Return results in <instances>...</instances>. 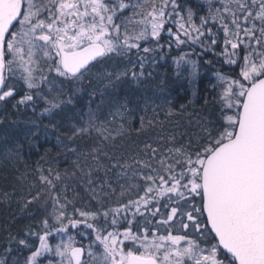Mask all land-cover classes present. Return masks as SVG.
I'll return each mask as SVG.
<instances>
[{
	"label": "snow or ice",
	"instance_id": "snow-or-ice-1",
	"mask_svg": "<svg viewBox=\"0 0 264 264\" xmlns=\"http://www.w3.org/2000/svg\"><path fill=\"white\" fill-rule=\"evenodd\" d=\"M173 43L198 46L227 66L231 75L214 73L217 116L180 133L184 139L157 136L134 152L112 153L126 132L127 104L111 101L102 116L90 101L65 124L67 141L56 137L73 154L71 175L79 174L89 200L81 207L78 192L68 196V174L55 161L38 167L42 187L24 207L44 196L50 211L27 238L10 237L0 264H264V0H207L198 22L177 0H0V107L47 116L44 128L56 129L55 117L85 82L108 88L152 77V63ZM106 61L123 68L102 78L95 69ZM173 74L196 94L197 59L174 58ZM98 99L104 103V94ZM161 110L165 118H149L148 126L173 114ZM139 119L143 130L145 117ZM30 123L25 141L37 147L40 123ZM93 136L87 152L72 143ZM23 147L5 141L0 155L10 160ZM12 243L24 251L10 255Z\"/></svg>",
	"mask_w": 264,
	"mask_h": 264
},
{
	"label": "trees",
	"instance_id": "trees-1",
	"mask_svg": "<svg viewBox=\"0 0 264 264\" xmlns=\"http://www.w3.org/2000/svg\"><path fill=\"white\" fill-rule=\"evenodd\" d=\"M177 2L184 9L191 8L196 14L197 22L198 18L206 13L207 0H177ZM163 37L166 38L165 35H162V40H164ZM164 52L167 63L160 62L157 67L158 70L155 71L152 77H148L149 80H146V82L139 81L138 87H133L131 83L123 84L117 97H115L116 99H113V101L118 100L128 103L129 111L125 126L126 132L117 139L114 148L108 149L110 152H134L138 147H142L145 141H153L152 131L159 134V130L163 127L165 130L168 125H174L175 128L178 125L181 130L187 128L191 130L192 127L197 125L195 117L201 118L200 121L202 122L205 119L217 116L218 104L215 98L217 88L212 86L216 82L214 73L221 71L231 75L227 66L222 67L218 62L221 58L210 52L201 55L202 50L198 46H196L195 51L181 48L179 50L165 49ZM184 53H188L189 56L197 59L201 64V76L195 95H193L192 85L187 80L177 78L173 74L172 59ZM208 60H211L212 63H206ZM111 64L116 63L111 62ZM111 64L105 63V68ZM105 68L100 65L96 69L104 71ZM78 96H74V104L68 105L60 115L55 117L56 121L59 122L56 129L44 128V125L48 124L50 119L47 116L38 117L37 113L30 110L14 109L11 104L0 109V117H3V123H0V144L5 141H19L24 144L19 156L9 160L0 155V255L4 254V249L7 247L10 237L27 238L25 237V231L30 227L37 229L39 222L50 211V203L44 202V196H41L40 201L29 205L27 208L24 207L25 198H30L29 193H35L42 187L38 179V167L47 168L49 163L55 161L54 166L61 173L66 172L68 174L64 178L69 186L68 196L70 198L73 196V190L78 192L80 195L76 197L75 203L81 207L89 200V193L82 186L79 174L77 173V178L71 175L75 167L73 154L57 145L56 137L60 135L61 139L67 141L68 128L65 127V124L74 123L78 120L79 117L76 116V113H86L90 101L92 107L99 105L102 116L107 115L108 107L111 104L106 96L104 97V103L97 102L96 96L89 97L87 94ZM181 104L184 105L183 108L180 107ZM143 106L150 108L145 112ZM162 107L172 110L173 114L165 120L162 126H148L147 119L149 118H165L164 112L161 110ZM153 109L155 113L159 114V117L154 114ZM141 116L145 117L143 130H141L139 119ZM70 117H75V119L70 120ZM34 119L40 123V134L33 138L37 147H30L25 141V135L33 130L30 121ZM72 143L81 153H84L97 143V138L95 136L77 138ZM95 175L103 178V173ZM5 193H9L10 196L4 198ZM12 249L10 255H16L18 249L24 251L16 243H12ZM8 264H12L11 259H9Z\"/></svg>",
	"mask_w": 264,
	"mask_h": 264
},
{
	"label": "rangeland",
	"instance_id": "rangeland-1",
	"mask_svg": "<svg viewBox=\"0 0 264 264\" xmlns=\"http://www.w3.org/2000/svg\"><path fill=\"white\" fill-rule=\"evenodd\" d=\"M169 25L173 28V30L174 31H176V30H178V25H176V24H173L171 21L169 22ZM169 25H166V27H168ZM165 35V37H166V34H164ZM164 38V37H163ZM165 39V38H164ZM181 48H186V49H195L196 50V46H190V45H183V46H181V47H179V48H177L176 46H175V44L173 43V45H172V50H179V49H181ZM167 49V48H166ZM171 49H167V50H171ZM173 61H172V66H174V59H172ZM111 62H113V61H106L105 63H110L111 64ZM160 62H162L163 64L164 63H167L166 62V55H164L163 56V58H160V57H157L156 58V60H155V62L154 63H152V65H151V70H152V73H153V75H154V73H155V71H157L158 69H157V67H158V65H159V63ZM105 63H103L101 66L102 67H104L105 68ZM100 66V65H99ZM123 68V65L122 64H120V63H116V64H111L110 66H108L107 68H105V70L104 71H101L100 69H95V71L97 72V73H99V74H101V77L103 78L104 76H106V74L108 73V72H115V71H117V70H120V69H122ZM147 70V69H146ZM152 75V76H153ZM146 80H149L148 79V77L147 78H145L143 81L144 82H146ZM127 83H131V85H133V87H138V85H139V82H134V81H132L130 78H122L121 80H119V81H115L114 83H113V85H111L110 87H108V88H105L104 87V84L101 82V81H99V80H96V79H94L93 80V85L94 86H90L87 82H85V84H84V86H83V88L81 89V91L78 93V94H76L75 96H78V95H84V94H87V96H89V97H94V96H96V99H97V102H100V100L98 99V97H100V95H101V93H103L104 94V97L106 96L107 97V99H108V102L110 103L111 101H113V99H116L115 97H117V94H118V92H119V90H120V87L123 85V84H126L127 85ZM217 82H215V84H216ZM145 87V86H144ZM122 91H124V90H122ZM79 97V96H78ZM116 102H120V103H123L122 101H118V100H116ZM127 104V107L129 108V106H128V103H126ZM110 107H111V105H110ZM110 107H108V108H110ZM131 107V106H130ZM3 107H0V109H2ZM132 108V107H131ZM143 108L144 109H149L150 107H148V106H143ZM109 111V110H108ZM108 111H107V113H108ZM195 119L197 120V122L198 121H200V119L201 118H199V117H195ZM187 121H191V120H187ZM126 121H125V126H126ZM196 128V129H195ZM195 129V130H194ZM188 130H190V129H185V130H181V127L180 126H178V125H176V128H175V126L174 125H168V126H166V129L164 130V127L162 128V129H160L159 131H160V133L159 134H156V131H152V130H150V131H152V136L154 137L153 138V140H155V136L157 137V136H165L167 133L168 134H176L177 136H178V138H180V139H184L185 137H180V135L178 134L179 132L180 133H182V132H186V131H188ZM198 129H197V125L196 126H194V127H192V129L190 130L191 132H195V131H197ZM149 131V132H150ZM120 138V137H119ZM77 176L78 175H76L75 177L77 178ZM70 231L73 233V234H75L77 231H79L78 229H70ZM58 239V238H57ZM76 239H77V242L79 243L80 242V237L79 236H77L76 237ZM85 243H87V241H85Z\"/></svg>",
	"mask_w": 264,
	"mask_h": 264
}]
</instances>
